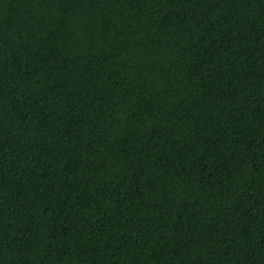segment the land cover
<instances>
[{"label":"trees","instance_id":"1","mask_svg":"<svg viewBox=\"0 0 264 264\" xmlns=\"http://www.w3.org/2000/svg\"><path fill=\"white\" fill-rule=\"evenodd\" d=\"M0 264H264V0H0Z\"/></svg>","mask_w":264,"mask_h":264}]
</instances>
